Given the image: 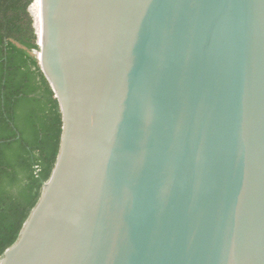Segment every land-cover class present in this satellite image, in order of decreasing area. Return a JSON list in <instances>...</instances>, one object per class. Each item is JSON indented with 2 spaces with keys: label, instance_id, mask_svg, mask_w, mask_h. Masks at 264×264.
I'll use <instances>...</instances> for the list:
<instances>
[{
  "label": "water",
  "instance_id": "obj_1",
  "mask_svg": "<svg viewBox=\"0 0 264 264\" xmlns=\"http://www.w3.org/2000/svg\"><path fill=\"white\" fill-rule=\"evenodd\" d=\"M62 134L0 264H264V0H40Z\"/></svg>",
  "mask_w": 264,
  "mask_h": 264
},
{
  "label": "trees",
  "instance_id": "obj_2",
  "mask_svg": "<svg viewBox=\"0 0 264 264\" xmlns=\"http://www.w3.org/2000/svg\"><path fill=\"white\" fill-rule=\"evenodd\" d=\"M37 1L0 0V259L51 177L62 134L58 100L31 54Z\"/></svg>",
  "mask_w": 264,
  "mask_h": 264
},
{
  "label": "bare ground",
  "instance_id": "obj_3",
  "mask_svg": "<svg viewBox=\"0 0 264 264\" xmlns=\"http://www.w3.org/2000/svg\"><path fill=\"white\" fill-rule=\"evenodd\" d=\"M37 2H40V0H38ZM40 4V3H39ZM38 16L40 17L41 16V4H40V9L38 10ZM41 18V17H40ZM34 29L36 30L35 28V21H34ZM38 30H39V40H40V24L38 26ZM36 35H37V32H36ZM39 42V41H38Z\"/></svg>",
  "mask_w": 264,
  "mask_h": 264
},
{
  "label": "rangeland",
  "instance_id": "obj_4",
  "mask_svg": "<svg viewBox=\"0 0 264 264\" xmlns=\"http://www.w3.org/2000/svg\"><path fill=\"white\" fill-rule=\"evenodd\" d=\"M30 14H31V12H30ZM31 17H32V14H31ZM38 37H39V33H38ZM31 54H32V56H34L35 58H37L39 53L38 52H32Z\"/></svg>",
  "mask_w": 264,
  "mask_h": 264
}]
</instances>
